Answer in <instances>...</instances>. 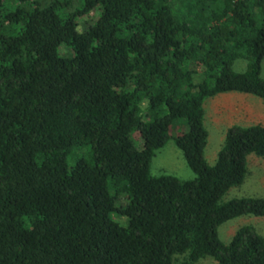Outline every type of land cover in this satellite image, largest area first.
I'll return each instance as SVG.
<instances>
[{
  "label": "trees",
  "instance_id": "16d2710c",
  "mask_svg": "<svg viewBox=\"0 0 264 264\" xmlns=\"http://www.w3.org/2000/svg\"><path fill=\"white\" fill-rule=\"evenodd\" d=\"M263 56L264 0H0V264H264L253 225L217 234L264 215L263 196L220 201L264 124L227 126L207 163L202 107L264 103ZM169 137L192 178L149 173Z\"/></svg>",
  "mask_w": 264,
  "mask_h": 264
},
{
  "label": "rangeland",
  "instance_id": "374dc122",
  "mask_svg": "<svg viewBox=\"0 0 264 264\" xmlns=\"http://www.w3.org/2000/svg\"><path fill=\"white\" fill-rule=\"evenodd\" d=\"M59 52L63 55L71 54L70 48L65 45H61L59 47ZM245 66L246 60L243 58H236L232 63V68L235 71H241L245 68ZM260 75L264 78V56L260 62ZM215 95L216 94L212 96ZM212 96L204 98V101L202 103L203 125L207 131L206 144L203 149V155L207 163H212L214 161L216 151L223 142L225 128L228 126V124H225L223 122H212L214 115L210 113L212 112V106L215 104V102H210V98ZM253 96L255 98H258V96L256 95ZM70 161L71 160H69V162ZM149 173L151 175L172 174L180 179H188L194 176L193 171L186 165L181 151L176 147L171 137H169L162 146L153 151L149 163ZM234 196L264 197L263 156L256 155L254 153H249L246 155V173L242 181L238 184L230 186L221 195L220 201L227 200L228 198ZM117 202L123 204L124 199L120 198ZM243 224L253 225L256 231L264 239V215H239L220 223L217 227V234L219 239L223 242H227L232 234L231 232ZM180 258V254H174L173 262L171 264H178V260ZM195 264H216V261L210 255H204L199 257L195 261Z\"/></svg>",
  "mask_w": 264,
  "mask_h": 264
},
{
  "label": "crops",
  "instance_id": "0c3cea01",
  "mask_svg": "<svg viewBox=\"0 0 264 264\" xmlns=\"http://www.w3.org/2000/svg\"><path fill=\"white\" fill-rule=\"evenodd\" d=\"M216 95L210 98L211 103L215 102L210 113L214 115L212 122H223L228 126L232 123L264 124V103L260 97L255 98L251 93L234 90L219 92Z\"/></svg>",
  "mask_w": 264,
  "mask_h": 264
}]
</instances>
